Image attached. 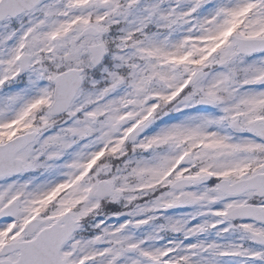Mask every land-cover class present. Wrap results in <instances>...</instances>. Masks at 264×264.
I'll list each match as a JSON object with an SVG mask.
<instances>
[{
	"label": "snow or ice",
	"instance_id": "snow-or-ice-1",
	"mask_svg": "<svg viewBox=\"0 0 264 264\" xmlns=\"http://www.w3.org/2000/svg\"><path fill=\"white\" fill-rule=\"evenodd\" d=\"M0 264H264V0H0Z\"/></svg>",
	"mask_w": 264,
	"mask_h": 264
}]
</instances>
